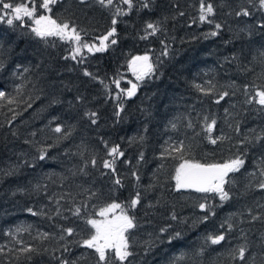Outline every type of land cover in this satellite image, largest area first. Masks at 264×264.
I'll return each instance as SVG.
<instances>
[{
    "label": "trees",
    "instance_id": "16d2710c",
    "mask_svg": "<svg viewBox=\"0 0 264 264\" xmlns=\"http://www.w3.org/2000/svg\"><path fill=\"white\" fill-rule=\"evenodd\" d=\"M210 2L215 8L210 19L223 25L214 37H206L214 24L198 20L199 0H150L146 9L141 0H133L129 14L118 18L117 43L104 52L84 50L83 63L64 59L73 45L57 37L47 42L35 37V25L27 18L12 26L0 22V91L15 100H0V264H59L60 259L96 264L93 250L75 243L88 235L83 220L72 214L75 207H81L82 216L93 215L112 201L127 204L137 191L141 203L128 212L137 225L129 234L132 256L124 264H264V190L256 187L264 146L247 145L244 166L230 174L233 183L226 186L231 199L222 204L218 196L205 201L206 194L193 189L177 191L172 177L180 163L174 158L178 154L161 158L165 148L183 140L186 159L222 163L237 154L245 136L264 132V111L246 103L254 93L251 86L264 89V28L259 27L264 11L258 0L251 5L248 0ZM241 7H248L252 15L237 17ZM113 12L96 0L83 5L60 0L47 14L58 23H75L88 33V43L98 44L97 38L112 26ZM148 22H160L162 31L142 40ZM161 41L168 45L167 56L161 55ZM145 54L157 71L137 81L128 62ZM85 69L97 79L85 76ZM121 77V88H130L131 81L138 89L131 98L121 97L123 111L117 117L114 97L119 90L112 80ZM208 81L215 90L207 95L194 87H208ZM245 85L250 86L247 95ZM223 92L229 95L217 103ZM91 111L98 113L95 125L84 115ZM205 116L217 121L214 137L223 134L230 139L209 143L202 131ZM189 120L193 128L187 127ZM57 124L72 130L67 139L63 132L53 131ZM102 141L109 147L120 145L125 154L117 160L115 175L103 168V161L111 157ZM93 158L96 166L85 167ZM116 177L122 186L114 185ZM205 202L215 213L207 220L198 207ZM173 213L176 220L171 219ZM251 215L262 219L252 221ZM226 220L234 225L231 231L220 227ZM69 227L76 230L70 237L62 231ZM161 228L168 231L161 233ZM222 231L225 241L206 243L209 235ZM176 232L180 236L169 242ZM29 245L40 249L31 260L19 251ZM241 245L247 247L243 261L238 255L233 258Z\"/></svg>",
    "mask_w": 264,
    "mask_h": 264
},
{
    "label": "snow or ice",
    "instance_id": "6c2138e0",
    "mask_svg": "<svg viewBox=\"0 0 264 264\" xmlns=\"http://www.w3.org/2000/svg\"><path fill=\"white\" fill-rule=\"evenodd\" d=\"M60 0H0V22H6L7 25L12 26L14 21H23L25 18L30 20L35 26L31 28V33L34 34L35 37L44 40L47 42L49 37H57L60 41L66 42L73 47L70 48L68 56L64 57V59H71L73 61H77L78 63H83L84 50H87L88 53L94 52H104L111 45H115L117 40L114 38L117 34L116 25L118 23V18L121 16L128 15L129 12L134 7L133 0H96V3L99 4L102 8H114V12L112 14L111 19V28L106 32L105 35L98 39V46L96 43H88L84 37L87 36V32L83 29H79L75 23L72 22H63L58 23L57 20L53 19L51 15L47 13H51L52 6L59 3ZM79 4H86L87 0H77ZM253 0H248V4H252ZM120 5H126L127 10H124ZM259 9L264 11V0H258ZM150 0H141L142 8H149ZM39 11H42L45 14H38ZM179 15L183 16L184 13L180 12ZM237 17L244 16L249 17L252 15V11L248 7H241L239 11L235 12ZM215 16V8L210 0H199V16L198 20L200 23H208L214 24V31H211L206 34L207 36H217L219 34V30L223 27L220 23H214L210 17ZM166 19V18H165ZM196 21L193 20V23ZM259 27L264 28V23H261ZM162 31V26L160 22H148L145 25L144 35L140 37L142 40H147L149 37L156 36L157 33ZM83 33V35H82ZM164 51L161 53L162 56H167L169 54L168 45L161 41ZM264 56V53H261ZM159 60V57H157ZM129 68L132 70L133 74L136 76L137 81H144L145 77L151 78L157 71V66L152 63L151 57L148 54L142 56H134L128 62ZM0 68H3V64H0ZM27 71V69H25ZM85 76L90 77L92 79H97L93 73L88 72L86 69L83 73ZM121 79L112 80V84L115 85L116 89L119 91L115 93V100L117 101V107L119 110L115 112L117 117L120 116V113L123 111V104L121 102V97L131 98L133 97L138 89V84H131L130 88L124 89L121 88ZM101 84H104V81H100ZM208 87H205L201 84H194V87L197 91L204 93L205 95L213 92L215 90V85L208 81ZM105 89L109 88V85H104ZM250 86L245 85V93L247 95L248 88ZM254 89V93L248 97L246 103L248 104H257L259 105V110L264 111V89L258 88L255 85L251 86ZM19 86L17 91L19 92ZM111 95V92H109ZM228 92H223L219 95L217 103L220 100H223L226 96H228ZM7 100L8 103H15V100L8 97V94L5 91H0V100ZM78 100H82V97H77ZM30 106V105H29ZM227 111V110H225ZM90 120V123L95 125L98 120V113L95 111L85 112L84 114ZM16 118L15 114L12 119ZM55 119V118H54ZM203 126L202 131L205 133V138L209 143L215 145L218 142H222L224 140L230 139V137L226 135L213 136V132L215 130L217 121L213 119H209V117L205 116L203 118ZM172 128H176V124H171ZM187 127L193 128L194 125L191 120L188 121ZM56 133L63 132V138L67 139L68 136L71 135L72 130L69 129L67 131L64 130V126L61 124H57L53 129ZM236 132L240 131L239 125L235 128ZM253 131H255L253 129ZM35 135V133H33ZM141 141L143 137L140 138ZM105 148L107 149V155L111 157L110 160L103 161V168L108 169L113 175L116 173V163L119 158L124 157V152L121 151L120 145H114L109 147L107 141H102ZM260 144L264 146V132L259 135H255L251 138L245 136L243 140L238 142V151L237 154L234 155L233 158L225 160L222 163H201L199 161H195L192 159L185 158V144L184 141H179L176 145H169L168 148H165L161 153V158L163 159L165 155L172 156L173 153H177L175 159H178L180 163L175 168V173L172 179L175 181V189L177 191L181 189H193L196 192L206 194L204 196L205 201L210 198H214L215 196L219 197L221 204L231 199L230 190L226 187L233 183L230 179V174L237 173L241 170V168L245 164L244 156L247 153V145H255ZM240 146H244L241 148ZM46 156V149L41 150V155L39 159L43 160ZM140 159H143V153H140ZM264 163V159L261 161ZM88 163H91L93 167L96 166V159L93 158L90 162L85 163V167ZM163 167V165H161ZM81 172L84 171V168L80 169ZM135 176L137 182L140 177L136 175L135 172L132 173ZM255 175V173H252ZM259 175L261 179L256 184V187L260 190H264V167L259 169ZM115 186H122V181L119 177H116L113 181ZM207 194H212L210 197ZM95 195V193H92ZM141 203V194L139 191L135 193L134 198L130 200L127 204L118 203L116 201H112L111 203L105 204L103 207L99 208L98 212H95L93 215L82 216L81 207H75L73 211V215L80 217L85 225V231L88 233L87 238L75 241L78 246L85 247L86 249L93 250V255L96 257V264H124L125 261L128 260L130 256H132V252L129 251L130 243H129V234L130 230H133L137 227L135 222V217L129 215V210L135 209ZM87 203L83 205L84 210H87ZM95 207V206H93ZM151 207V205H149ZM198 207L205 211V215L203 216L204 220L209 219V214L214 215L213 205L209 203H200ZM29 212L32 210L29 209ZM59 214V210H57ZM249 213L251 214V209H249ZM34 215L36 213H33ZM95 216H99L100 219H96ZM171 219L176 220V214L173 213ZM262 219L259 215H251V220L256 221ZM227 226V230L231 231L234 227L232 223H229L227 220L224 224H221V229ZM67 236H72L76 233L74 228H65L62 229ZM168 228H161L160 232H167ZM180 236L179 232H176L174 236L169 237V242L172 239H175ZM44 238L48 237L47 233L43 234ZM61 240L64 239L62 235L60 237ZM226 234L222 231L218 235H209L206 238V243H210L211 245H219L221 242L225 241ZM21 253H26L27 259H32V254H39L40 249L34 248L31 245L22 247L19 249ZM47 251V250H45ZM64 251L67 252L69 249L67 247L64 248ZM203 249L199 254L203 253ZM247 252V247L241 245L234 253V257L238 255V258L243 261L245 259V254ZM59 264H77L75 260L68 259H60ZM255 264V261H253Z\"/></svg>",
    "mask_w": 264,
    "mask_h": 264
},
{
    "label": "rangeland",
    "instance_id": "374dc122",
    "mask_svg": "<svg viewBox=\"0 0 264 264\" xmlns=\"http://www.w3.org/2000/svg\"><path fill=\"white\" fill-rule=\"evenodd\" d=\"M97 44V43H96ZM97 46H98V44H97ZM142 56V55H141ZM96 219H100V217L99 216H97V217H95Z\"/></svg>",
    "mask_w": 264,
    "mask_h": 264
}]
</instances>
